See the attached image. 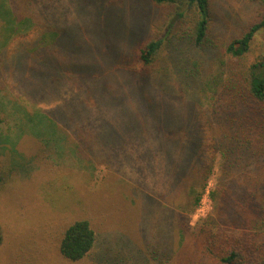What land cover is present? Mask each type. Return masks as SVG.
Returning a JSON list of instances; mask_svg holds the SVG:
<instances>
[{
	"label": "rangeland",
	"instance_id": "1",
	"mask_svg": "<svg viewBox=\"0 0 264 264\" xmlns=\"http://www.w3.org/2000/svg\"><path fill=\"white\" fill-rule=\"evenodd\" d=\"M96 4L60 0L42 25H25L11 39L7 53L31 59L29 73L35 68L42 77L26 80L27 70L0 64V264H178L184 235L215 218L209 193L219 185L224 159L207 118L225 79V47L260 18L262 2L211 0L212 28L200 46L178 34L175 6L144 0L110 11ZM46 30L63 33L57 57L67 63L50 73L57 82L40 66H52L50 48L36 51L43 58L27 50ZM150 39L165 42L146 98L169 102L177 128L154 118L163 108L146 106L139 76L128 73L141 67L138 51ZM73 43L79 47L68 49ZM256 46L264 56V29ZM89 61L96 67L85 68ZM192 132L199 140L187 139L186 151H176L170 137ZM205 164L213 173L201 203L194 214L179 216L163 193ZM199 187L180 184L175 193L187 202ZM80 220L90 223L97 242L84 259L71 262L59 247Z\"/></svg>",
	"mask_w": 264,
	"mask_h": 264
},
{
	"label": "trees",
	"instance_id": "2",
	"mask_svg": "<svg viewBox=\"0 0 264 264\" xmlns=\"http://www.w3.org/2000/svg\"><path fill=\"white\" fill-rule=\"evenodd\" d=\"M59 1H0V64L2 63L3 69H9L11 72L27 70L28 73L25 72L27 75L24 73L26 80L31 78L32 74H39L42 77L35 68L29 73L31 59L24 61L20 53L9 55L8 45L11 39L21 32L23 26L34 28L42 25L44 20H48L50 10ZM93 1L97 3L96 5H101L103 10L110 8V11L112 8L125 7L131 2L138 4L144 2V0ZM149 1L162 8L175 6L180 18L178 34L183 33L192 44L200 46L207 41L213 22L211 0ZM260 1L264 6V0ZM263 29L264 11L257 21L250 24L240 36L225 47L224 55L228 58L225 62V79L217 89V95L207 118L208 128L216 143L215 151L221 153L224 159L219 185L209 193L210 198L216 203L215 218L202 219L201 224L196 228L197 231L188 233V236L184 235L186 243L180 253L182 257L178 260V264H264V56L257 53L256 46L257 34ZM62 37L61 31L46 30L40 34L37 45L27 49L29 53L43 58V52L36 54V51L50 48L47 61L52 66L43 63H40V66L48 69L47 78L53 79L54 82H57V77L50 73H56L62 69L61 65L67 63L57 57L59 53L57 48ZM164 42L163 39H150L144 43L138 51L141 67L132 68L128 73L135 79L139 76L141 99L146 106L154 108L159 105L163 108L154 118L164 124L165 128L167 126L172 129L177 127L169 113L171 108L167 109L171 106L169 102L167 106L165 100H157L153 96L149 101L145 93L147 79L154 72ZM75 47L76 43H73L67 48L73 50L79 46ZM84 49L82 47L76 51L82 52ZM84 55L86 54H83V57ZM86 63L83 65L85 68L96 67L90 61ZM36 83L39 86L45 84L42 79ZM187 135L182 133L180 137H170L177 143L176 151L179 147L186 151L182 143L187 139L199 140L196 132H192L191 136L189 133ZM212 173V165L205 164L204 167L199 165L197 176L191 179L178 178L169 193L167 191L163 193L168 198V203L178 209L179 216L196 212ZM2 182L3 177L0 174V186ZM180 184L183 185V190L188 187L192 191L200 185V192L193 194L187 202L180 200L177 192L175 193V189ZM221 222L223 228L220 227ZM2 241L0 232V246ZM96 242L97 236L90 223L80 220L66 229L59 250L68 261L78 262L93 250Z\"/></svg>",
	"mask_w": 264,
	"mask_h": 264
}]
</instances>
